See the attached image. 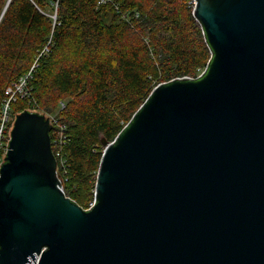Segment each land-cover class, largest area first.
Returning <instances> with one entry per match:
<instances>
[{"label": "water", "instance_id": "1", "mask_svg": "<svg viewBox=\"0 0 264 264\" xmlns=\"http://www.w3.org/2000/svg\"><path fill=\"white\" fill-rule=\"evenodd\" d=\"M193 15L212 57L102 140L91 208L61 188L49 118L15 115L0 264H264V0H194Z\"/></svg>", "mask_w": 264, "mask_h": 264}, {"label": "trees", "instance_id": "2", "mask_svg": "<svg viewBox=\"0 0 264 264\" xmlns=\"http://www.w3.org/2000/svg\"><path fill=\"white\" fill-rule=\"evenodd\" d=\"M7 1L0 0V114L6 90L26 75L27 95L10 105L15 114L59 107L70 176L63 189L87 209L102 140L115 138L158 83L198 76L210 46L190 0Z\"/></svg>", "mask_w": 264, "mask_h": 264}, {"label": "built area", "instance_id": "3", "mask_svg": "<svg viewBox=\"0 0 264 264\" xmlns=\"http://www.w3.org/2000/svg\"><path fill=\"white\" fill-rule=\"evenodd\" d=\"M103 1H105V0H100L99 2H103ZM27 76L28 75H26V77H24V78H20L17 82H15L12 85V87H10V88H8L6 90V92L9 95H8L7 99L5 100V104L3 106V110H2L3 118H2L1 124H0V167H1V165L3 163V160H4V157H5V155H6L7 151H8V142H9V139H10L9 134H10L11 127H10V129H7V127H8L7 123H9L10 105H11V102L16 99V96H17L16 94L17 93L21 94V97L27 95L26 94V91H27V89H26ZM61 104H63V103H61ZM36 112H38V111H36ZM63 129H65V127H63ZM63 144H65V135L62 133V136L59 137L58 140L57 139H53L54 150L52 149V151H53V154H54L56 160H57V157H58V159L62 163V167H61V168H63L62 170L65 171V165H66L65 159H64V157H62V154L60 153V149H59L60 147L62 149ZM51 147H52V145H51ZM57 162H58V160H57ZM56 175H57V178L59 179V181L61 183V188L64 191L62 180L60 179L59 169L57 168V165H56ZM93 204H94V200L92 201V203L90 204V206L87 209L91 208L93 206ZM37 257H36V260H37Z\"/></svg>", "mask_w": 264, "mask_h": 264}, {"label": "rangeland", "instance_id": "4", "mask_svg": "<svg viewBox=\"0 0 264 264\" xmlns=\"http://www.w3.org/2000/svg\"><path fill=\"white\" fill-rule=\"evenodd\" d=\"M189 3L192 4V6L194 7V0H190ZM30 110L31 111H35L36 110V111H39V112L42 111V110L38 109V107L35 108V109H30ZM58 112H59V107H57L53 112L48 113V114H45V112H43L44 115L47 116L49 118V120H50V123H51V131L53 129L52 137H53V139H57V140L59 139V137L62 136V133L64 131L63 127H66V125L64 124V122L61 121V117L60 116L57 117L58 116V114H57ZM16 114L13 112L12 107H11V109L9 111V123H7L8 124L7 129H10V127H12V123H13V120H14V117H15ZM2 118H3V115L1 113L0 114V124H1ZM59 149H60V153L62 154L61 147ZM61 167H62V163L58 159L57 168L59 169L60 179L62 180V184L64 185V183L68 181V178L70 176L68 175L67 172H65L64 170H62L63 168H61ZM65 170H66V168H65ZM69 180H70V178H69ZM70 187L73 188L72 186H70Z\"/></svg>", "mask_w": 264, "mask_h": 264}]
</instances>
